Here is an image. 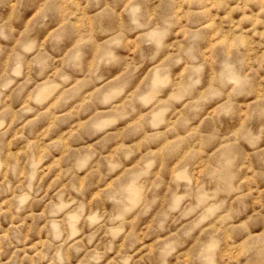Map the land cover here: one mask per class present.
Masks as SVG:
<instances>
[{
    "label": "rangeland",
    "instance_id": "374dc122",
    "mask_svg": "<svg viewBox=\"0 0 264 264\" xmlns=\"http://www.w3.org/2000/svg\"><path fill=\"white\" fill-rule=\"evenodd\" d=\"M0 264H264V0H0Z\"/></svg>",
    "mask_w": 264,
    "mask_h": 264
}]
</instances>
